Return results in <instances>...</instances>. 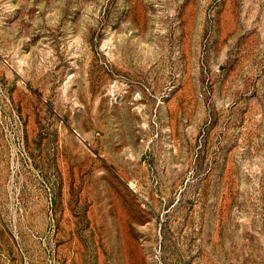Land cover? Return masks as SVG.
<instances>
[{
	"label": "rangeland",
	"instance_id": "374dc122",
	"mask_svg": "<svg viewBox=\"0 0 264 264\" xmlns=\"http://www.w3.org/2000/svg\"><path fill=\"white\" fill-rule=\"evenodd\" d=\"M0 264H264V0H0Z\"/></svg>",
	"mask_w": 264,
	"mask_h": 264
}]
</instances>
